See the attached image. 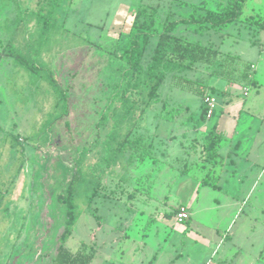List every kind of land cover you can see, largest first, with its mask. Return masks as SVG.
Instances as JSON below:
<instances>
[{
    "label": "rangeland",
    "instance_id": "374dc122",
    "mask_svg": "<svg viewBox=\"0 0 264 264\" xmlns=\"http://www.w3.org/2000/svg\"><path fill=\"white\" fill-rule=\"evenodd\" d=\"M221 1L0 0V264H51L69 193L65 245L88 264H264V0L218 29L173 30L222 52L181 72L213 92L196 96L161 65L159 97L143 111L139 101L122 120L112 94L137 11L156 9L146 70L167 17ZM218 124L229 126L215 160L202 143ZM181 203L190 216L178 222Z\"/></svg>",
    "mask_w": 264,
    "mask_h": 264
},
{
    "label": "trees",
    "instance_id": "16d2710c",
    "mask_svg": "<svg viewBox=\"0 0 264 264\" xmlns=\"http://www.w3.org/2000/svg\"><path fill=\"white\" fill-rule=\"evenodd\" d=\"M246 1L222 0L217 4L215 9H206L203 5L204 2H202L197 5V10L186 18L174 20L167 17L162 24L160 32L157 34L154 54L151 56L152 60L147 64L146 70L142 64V58L149 39L153 36L156 9L150 7V10L141 9L137 11L124 49L120 55L123 67L112 85V94H115V100L119 101L123 107L121 119L125 120L130 116L132 117L134 115L133 109L136 108L139 101L143 103L141 107V111H143L152 101L158 99V89L165 79V74L161 73L158 75L155 69L161 65H164V70L171 73V77L177 85L188 90H193L196 96L203 97L207 92L205 90L213 92L215 88L206 86L202 81L192 80L181 74V72L192 69L194 64L213 65L222 52L211 45L206 46L175 35L173 34V30L180 22L193 25V30L196 33L221 28L228 23L240 19ZM257 23L262 25L259 20ZM236 59H238L237 56L229 52L225 53L223 57V61H227L228 63L235 62ZM249 66L250 64L244 65V69L240 75L242 80H248ZM129 94H137L138 98L131 99ZM110 104L111 101L106 106L107 109L110 107ZM208 111V106L205 103L201 104L200 124H197L198 126H201ZM106 115L101 116L99 122L106 119ZM116 123H119L118 120H116ZM215 127L214 125L205 134L202 151L207 157L216 160L219 156L218 148L223 137L216 132ZM131 139L124 138L119 143V148L123 147L124 143H130ZM59 201L64 202V223L57 237V246L51 264H88L92 258L91 254H87L83 250L73 253L65 245L73 231V225L76 220L72 194L69 193L65 199L59 196Z\"/></svg>",
    "mask_w": 264,
    "mask_h": 264
},
{
    "label": "built area",
    "instance_id": "2783aa9c",
    "mask_svg": "<svg viewBox=\"0 0 264 264\" xmlns=\"http://www.w3.org/2000/svg\"><path fill=\"white\" fill-rule=\"evenodd\" d=\"M210 111V110H209ZM190 216L188 207L184 204H180L176 207V215L175 218L178 222H183ZM203 264H217L212 260V258H208L205 260Z\"/></svg>",
    "mask_w": 264,
    "mask_h": 264
},
{
    "label": "crops",
    "instance_id": "0c3cea01",
    "mask_svg": "<svg viewBox=\"0 0 264 264\" xmlns=\"http://www.w3.org/2000/svg\"><path fill=\"white\" fill-rule=\"evenodd\" d=\"M228 127L229 125L228 124H218L216 127H215V130H217L216 132L220 134V131L222 132L223 130H225L224 128H222L223 126ZM199 129V128H198ZM181 204H184V203H181ZM186 205V204H184ZM188 207V205H186ZM188 210H189V213H190V208L188 207Z\"/></svg>",
    "mask_w": 264,
    "mask_h": 264
}]
</instances>
